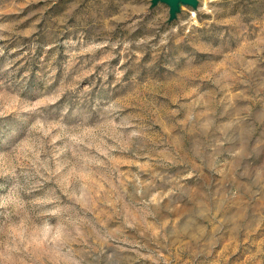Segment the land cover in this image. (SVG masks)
Segmentation results:
<instances>
[{
	"label": "rangeland",
	"instance_id": "rangeland-1",
	"mask_svg": "<svg viewBox=\"0 0 264 264\" xmlns=\"http://www.w3.org/2000/svg\"><path fill=\"white\" fill-rule=\"evenodd\" d=\"M0 0V264H264V0Z\"/></svg>",
	"mask_w": 264,
	"mask_h": 264
},
{
	"label": "water",
	"instance_id": "water-1",
	"mask_svg": "<svg viewBox=\"0 0 264 264\" xmlns=\"http://www.w3.org/2000/svg\"><path fill=\"white\" fill-rule=\"evenodd\" d=\"M149 8L152 9L159 3L165 4L168 7V16L166 22L172 23L177 19L182 6H189L194 10L197 9L198 0H150Z\"/></svg>",
	"mask_w": 264,
	"mask_h": 264
}]
</instances>
